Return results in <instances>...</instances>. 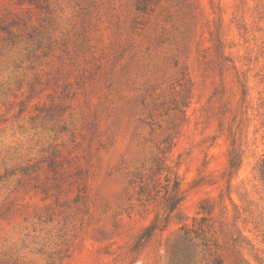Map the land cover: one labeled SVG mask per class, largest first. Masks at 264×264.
Returning <instances> with one entry per match:
<instances>
[{"label":"rangeland","instance_id":"rangeland-1","mask_svg":"<svg viewBox=\"0 0 264 264\" xmlns=\"http://www.w3.org/2000/svg\"><path fill=\"white\" fill-rule=\"evenodd\" d=\"M264 0H0V264H264Z\"/></svg>","mask_w":264,"mask_h":264},{"label":"trees","instance_id":"trees-1","mask_svg":"<svg viewBox=\"0 0 264 264\" xmlns=\"http://www.w3.org/2000/svg\"><path fill=\"white\" fill-rule=\"evenodd\" d=\"M258 171H259V175H260L261 179L264 182V154H263V157L260 161Z\"/></svg>","mask_w":264,"mask_h":264}]
</instances>
